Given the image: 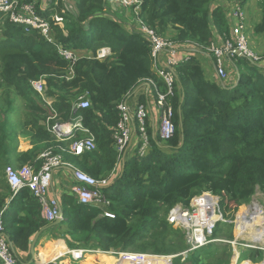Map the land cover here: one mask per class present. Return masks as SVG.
Returning a JSON list of instances; mask_svg holds the SVG:
<instances>
[{
	"label": "trees",
	"instance_id": "16d2710c",
	"mask_svg": "<svg viewBox=\"0 0 264 264\" xmlns=\"http://www.w3.org/2000/svg\"><path fill=\"white\" fill-rule=\"evenodd\" d=\"M140 1L138 13H133L134 25L106 12L104 0H76L77 12L61 15L67 21L65 33L50 19L51 8L43 11L36 3V11L56 32L53 42L37 30L25 32L8 20L0 26L4 36H0V107L7 113L14 98L20 97L25 107L20 133L32 144L25 151L17 150L15 127L7 118L0 122V214L4 234L21 263L17 251H28L31 236L49 223L26 188L11 198L4 170L11 162L15 167L34 162L46 147L58 152L56 146L66 145L54 141L42 122L53 115L59 122L80 115L96 148L80 156L65 154V158L95 178L106 177L117 164L112 138L119 118L117 104L145 78L163 87L153 67L150 43L139 26L167 37L186 53L194 49L206 52L217 35L228 33L226 12L239 0H223L231 6H224L222 0ZM259 5L263 15L255 31L263 32L264 0ZM58 44L77 54L73 64L58 53ZM101 48L109 49V54L98 59L96 53ZM233 65L236 83L223 84L207 79L195 56L179 61L170 98L173 136L162 141L152 136L148 127L147 154L124 159L119 172L102 188L113 218L102 216L101 208L79 204L73 195L65 194L60 205L63 221L47 228L53 237L65 235L69 248L179 254L188 249L184 235L177 225L166 221L175 204L187 205L194 195L209 192L219 196L223 218L233 221L238 208L257 188L264 192V68L240 56ZM38 79L45 81V99L32 87L31 82ZM81 95L91 106L74 113L73 105ZM46 98L52 103L48 105ZM83 136L75 134V138ZM240 212L245 213L244 207ZM239 230L237 222L236 234ZM227 236H233L230 226ZM212 246L189 251L183 262L174 264H202L205 257H214L212 264H229V255L218 254L227 244L219 243L209 252ZM101 254L94 255L95 264H109L112 257ZM243 260L264 264V251L246 249L231 264Z\"/></svg>",
	"mask_w": 264,
	"mask_h": 264
},
{
	"label": "built area",
	"instance_id": "2783aa9c",
	"mask_svg": "<svg viewBox=\"0 0 264 264\" xmlns=\"http://www.w3.org/2000/svg\"><path fill=\"white\" fill-rule=\"evenodd\" d=\"M119 3L125 8H132L135 14H137L141 1L119 0ZM0 13L6 14L9 22L21 25L25 32L37 30L47 41L53 42L50 21L39 15L35 9V2L0 0ZM230 17L234 20L230 33L217 35L206 47V52L213 59V66L218 81H221L223 84H225L229 76V69L231 70L232 67L234 69L233 63L236 61L237 56L262 67V58L249 45L248 37L245 33L243 12L239 5L234 4ZM139 27L145 33L150 43L153 67L158 77L162 79L163 87H159L157 82L150 77L141 80V83L147 86L149 96H151L153 105L158 113V117L156 118L150 117L148 103L137 99L131 105L128 99L129 94L117 104L119 118L112 138L117 151V161L120 162H124L125 151L131 143L133 136L137 139L134 155L144 157L147 154L150 149L148 127L152 131V136L157 135L162 141H166L173 136L175 125L173 122V106L170 98L173 96L175 67L179 61L189 58V53L186 52H182L183 56H179L180 51H182L179 49L180 45L175 44L167 37L157 34L153 29L145 25L141 24ZM57 47L58 53L71 64L77 60L78 56L74 51L64 49L61 46ZM108 54L109 49L101 48L97 51L96 57L102 59ZM164 54L168 55L167 59L163 58ZM231 72L237 74L235 70ZM31 84L33 89L45 99V81L38 79L32 81ZM90 106L89 99L85 95H81L78 98V102L73 105V112L75 113L77 110H83ZM52 120H54L53 123H51ZM42 124L51 134L54 141L58 144L65 142L66 145L56 146L55 148L59 150L58 152H55L51 146L44 148L32 163L23 164L19 167L6 166L4 175L6 182L10 186L11 198L20 189L26 188L37 200L42 218L48 223L53 222L61 210L57 198L50 195L53 174L60 167H68L72 170L74 181L71 186V194L77 202L79 204L99 207L102 210V216L113 218L114 214L109 210L110 201L102 190L104 186L110 183L108 178H95L74 166L65 158V154L80 156L96 148L94 136L83 126L82 117L76 115L67 122H59L55 120V115H53L52 117H47ZM76 132H80L84 136L75 138ZM116 169L117 165L112 170V173H116ZM219 200L218 195L202 192L191 197L187 205L177 203L168 210L166 221L177 225L181 229L185 243L188 246L187 250L179 254L180 256H184L183 260L187 252L215 241L213 239L214 231L220 222L234 224L236 231L237 219L239 217H242L246 223L252 220L251 212L247 214L240 212L236 215L235 221H226L222 216ZM253 205L254 203H252ZM242 207L251 208V206H245V204ZM259 207L261 208L260 205ZM260 213L263 215L264 211L260 209ZM243 227L245 228V226ZM250 243L257 244V242ZM246 247L258 248L254 245H246ZM99 252L114 258L115 264L121 261L139 263L146 257H167L169 258L168 263H170L171 258L174 257L147 252H130L127 250L101 251L99 249L67 248L54 259L68 257L72 262H78L83 260L87 254ZM0 264H21L4 234L1 214Z\"/></svg>",
	"mask_w": 264,
	"mask_h": 264
},
{
	"label": "rangeland",
	"instance_id": "374dc122",
	"mask_svg": "<svg viewBox=\"0 0 264 264\" xmlns=\"http://www.w3.org/2000/svg\"><path fill=\"white\" fill-rule=\"evenodd\" d=\"M239 1H237L235 4L239 5V3H240ZM34 2H35V4L37 3L39 5L40 9L43 11L49 10L51 8L50 10H52V11L50 13V19L55 21L56 26H58L60 29H63L64 33L66 32L65 28L67 25V21L62 17L63 16L62 14H65V13L71 12V11L77 12L76 0H35ZM51 3H52V5H51ZM104 5L106 8V12H108L109 14H111L113 16L117 15L119 17V19L123 20V21H125L126 18H127V20L130 19L131 21H129V22H133V24L135 25V23H134L135 12L133 11L132 8L123 7L122 5H120L119 0H104ZM0 17L2 18V20H0V26H2L8 20V16H6V14H4L3 16H0ZM52 31H53L52 36L54 34L56 35L55 30H52ZM245 33L247 36V28H245ZM0 36H3L1 34V32H0ZM57 46L60 47L61 45L58 44ZM235 75H237V74H235ZM46 103L48 105L51 104L52 103L51 99L46 98ZM4 105L6 106V104H4ZM3 109L4 108L0 107V122L3 121L5 118H7L6 119L7 122L15 127V130H16V141L15 142L17 144V150H19V149L23 148V145L29 140V138L27 136H24L20 133L21 132V129H20L21 123L25 120V115H24L25 107L23 105V101L20 99V97L19 98L15 97L13 100V108L9 109L7 113L5 112L6 114L4 113ZM125 156L127 159H129L130 157L133 156V148L132 147L130 149H128V152ZM69 162L72 163L74 166H77L72 160H69ZM11 164H12V162L8 165H11ZM116 165H117L116 172H119L120 168L122 167V161L121 162L117 161ZM252 203H254L253 206H252ZM259 205L261 206V208L259 207ZM245 206H251V208H244V210H245L244 214L251 212L252 220L249 223H246V221L244 219L238 218L237 222L240 226V230H239L238 234H236L234 224L231 226V224L229 222H220L218 230L216 231V233L214 231L213 239H215V241L212 242L213 246L211 249H209V252H210V251H213L215 249V247L218 246L219 243L227 244V246L225 247V250L224 251L219 250L218 254L229 255L230 256L229 257V260H230L229 264L232 263L233 258L234 259L239 258V256L241 255V253L244 250L249 249L248 247H246V245H254V246H257L259 249L264 251V214L261 215V213H260V209H262L264 211V192L257 188L255 190V193L250 198V200L245 204ZM239 213H240V208H238L236 215ZM236 215H235V217H236ZM233 221H235V218ZM229 226H230V231L232 232V235H233L232 238H229L227 236L228 231H229ZM243 226H245V228ZM249 241L254 242V243L257 242V244L256 245L251 244ZM56 249H58V248L53 247V250H56ZM127 251L133 252L131 249H129ZM99 254H101V253L99 252ZM179 254L176 253V254L165 255V256H174L171 258L170 263H168L169 258H167V257H146L139 263H134V262L130 263V262L121 261L118 264H153V262L156 260H158V261H156V264H159V263H161V264H167V263L168 264H174L177 260H179V262L184 261L183 260L184 256H181V258L178 259V257L180 256ZM211 254L215 255V253H211ZM88 255L89 254H87L86 256H88ZM93 255H96V253H94ZM208 260H210L209 264L215 263L214 257H213V259L205 257L202 261V264H208L207 263ZM229 260L227 258L226 262H229ZM82 262H84V259L81 261H78L77 263L80 264ZM91 263H93V262H91ZM109 264H115L114 258H111V261ZM184 264H189V261H185ZM236 264H238V263H236Z\"/></svg>",
	"mask_w": 264,
	"mask_h": 264
},
{
	"label": "crops",
	"instance_id": "0c3cea01",
	"mask_svg": "<svg viewBox=\"0 0 264 264\" xmlns=\"http://www.w3.org/2000/svg\"><path fill=\"white\" fill-rule=\"evenodd\" d=\"M223 2H224L223 3L224 6H231L227 4L226 1ZM239 2H240L239 5L241 7L244 16L245 28H247V37L249 44L251 45L250 47L262 58L261 64L262 67L264 68V31L263 32L255 31V26L259 24L261 21L263 15V9L259 5V0H240ZM233 5L229 7L226 12V16L230 22V26L228 30L229 33L234 23V20L231 19L230 17ZM127 21L129 22L131 20L129 19ZM136 24L137 23L135 21V25ZM179 49L182 50L183 47L180 46ZM180 52L181 53H179V56H183L182 52L184 51H180ZM189 56H195L197 58V60L200 62L201 66L204 69L205 77L207 79L212 81H218L213 66V59L209 53L194 49L192 53H189ZM163 58L167 59L168 55L164 54ZM234 70L235 68L233 69V67L231 68V70L229 69V76L225 81V84L236 83L237 75L231 72ZM128 99L131 105H133L137 99L145 103H148L150 109V117L151 118L158 117V113L153 105L151 96H149L148 89L147 86H145V84L140 83L135 89H133V91L130 92ZM136 143H137V139L136 137L133 136L131 143L129 144V146L125 151V155L127 154L128 149H130L131 147L133 148V155H134V152L136 150ZM31 147L32 144L29 138V140L23 145V148L19 149V151H25ZM125 159H127L126 156ZM115 175H116L115 173H112V171H110V173L107 174L106 178H108L109 181H112ZM73 183H74L73 174L70 168L60 167L56 169L53 174L50 195L56 197L61 205L65 194L72 195L71 186ZM47 225L41 227L37 232H35L31 236L29 240L30 245L28 251H17V255L24 261V263L21 264H50V263L78 264L77 262H72L71 259L68 257H59L57 259H54L56 256L53 255L54 252L53 247H57L58 249L62 247L64 248V250H66L69 247H67L66 244L67 239L64 237L65 235H63L62 238H57V239L54 238L53 235L51 234V231L47 229ZM36 233H38V235L37 237L34 238ZM33 238L34 240L31 241ZM99 257H102V254H100ZM94 259L95 256L92 254L91 255L89 254L87 257L84 258L87 264L97 263L94 262ZM241 262H239L238 264H261V263H253L248 260H243Z\"/></svg>",
	"mask_w": 264,
	"mask_h": 264
},
{
	"label": "water",
	"instance_id": "95a60500",
	"mask_svg": "<svg viewBox=\"0 0 264 264\" xmlns=\"http://www.w3.org/2000/svg\"><path fill=\"white\" fill-rule=\"evenodd\" d=\"M220 82H221V81H220ZM62 221H63V211L60 210V212H59V214H58V217H57L53 222L49 223V224L47 225V228L52 227V226H55V225L61 223ZM37 235H38V233L35 234L34 238L37 237ZM34 238H33L31 241H33ZM7 239H8V238H7ZM9 243H10V242H9ZM10 245H11V244H10ZM32 245H33V244H32ZM31 248H32V246H31ZM50 264H51V263H50Z\"/></svg>",
	"mask_w": 264,
	"mask_h": 264
},
{
	"label": "bare ground",
	"instance_id": "6f19581e",
	"mask_svg": "<svg viewBox=\"0 0 264 264\" xmlns=\"http://www.w3.org/2000/svg\"><path fill=\"white\" fill-rule=\"evenodd\" d=\"M63 251H64V248L56 249L54 250L53 255L54 256L61 255Z\"/></svg>",
	"mask_w": 264,
	"mask_h": 264
}]
</instances>
